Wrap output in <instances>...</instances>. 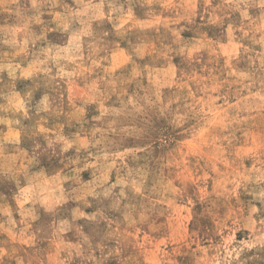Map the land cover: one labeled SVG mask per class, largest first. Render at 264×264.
Returning <instances> with one entry per match:
<instances>
[{
	"label": "rangeland",
	"instance_id": "obj_1",
	"mask_svg": "<svg viewBox=\"0 0 264 264\" xmlns=\"http://www.w3.org/2000/svg\"><path fill=\"white\" fill-rule=\"evenodd\" d=\"M0 264H264V0H0Z\"/></svg>",
	"mask_w": 264,
	"mask_h": 264
}]
</instances>
